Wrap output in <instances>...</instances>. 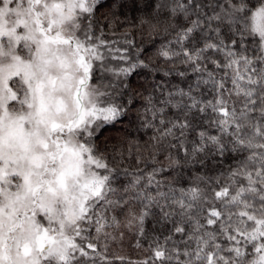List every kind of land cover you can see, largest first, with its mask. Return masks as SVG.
Wrapping results in <instances>:
<instances>
[{"label": "snow or ice", "instance_id": "snow-or-ice-1", "mask_svg": "<svg viewBox=\"0 0 264 264\" xmlns=\"http://www.w3.org/2000/svg\"><path fill=\"white\" fill-rule=\"evenodd\" d=\"M0 264H264V0H0Z\"/></svg>", "mask_w": 264, "mask_h": 264}, {"label": "trees", "instance_id": "trees-1", "mask_svg": "<svg viewBox=\"0 0 264 264\" xmlns=\"http://www.w3.org/2000/svg\"><path fill=\"white\" fill-rule=\"evenodd\" d=\"M142 2H150V0H142ZM140 15H142V13L140 12H135V13L129 12L127 16L121 15L116 25L117 27L116 36L109 35L107 38L108 39H119L121 38L122 33L128 32L131 34L130 38L134 40L137 46L147 49L149 51V54H152L155 52V47H153V41H155L156 46H158L159 42L162 39H164V37L160 35H155V34H153L152 36H149L146 28L139 27L138 21L136 18L139 17ZM105 31L108 32L109 29H105ZM169 79H171L173 83H180L179 77H170ZM142 80H143V77H137L133 80V83L136 84L138 81H142ZM120 127H121L120 125H117L116 129H110L106 131L104 135L100 138L99 142L101 143V146H103V143L105 141H108V143L110 144L115 143L114 140H110L109 138L121 136L122 133L119 131ZM146 138L147 137H145V139ZM146 232L151 233L153 235H160V230L151 221H149L146 225ZM149 242H150L149 240L142 239L140 241L142 248L137 249L135 247V243H136L135 238L132 235H126L122 245L118 247L114 246L112 249V252L118 255L130 257L132 260H137L149 254L143 250L148 247Z\"/></svg>", "mask_w": 264, "mask_h": 264}]
</instances>
